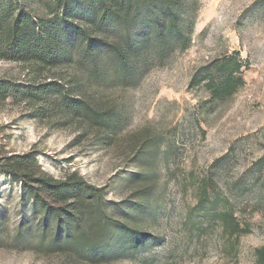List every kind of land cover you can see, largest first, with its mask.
Returning <instances> with one entry per match:
<instances>
[{"label": "rangeland", "instance_id": "obj_1", "mask_svg": "<svg viewBox=\"0 0 264 264\" xmlns=\"http://www.w3.org/2000/svg\"><path fill=\"white\" fill-rule=\"evenodd\" d=\"M24 1L35 7V0ZM178 1L186 47L181 33L167 37L164 55L153 44L141 53L138 47L130 58L135 77L95 95L98 108L117 111L113 128L90 127L61 112L36 117L11 100L0 106V159L32 152L52 179L76 171L104 188V206L115 216L128 196L125 181L138 168L136 144L156 137L162 212L151 225L155 240L143 252L98 264H257L255 252L264 247V0ZM232 55L243 84L230 98L213 101L203 79L215 61ZM25 72L24 65L0 61V78L20 81ZM50 75L68 82L72 74L58 68L36 77ZM203 178L216 187L202 211ZM223 212L246 233L230 238L217 216ZM48 228L40 233L31 202L0 171V264H88L50 250Z\"/></svg>", "mask_w": 264, "mask_h": 264}, {"label": "trees", "instance_id": "obj_2", "mask_svg": "<svg viewBox=\"0 0 264 264\" xmlns=\"http://www.w3.org/2000/svg\"><path fill=\"white\" fill-rule=\"evenodd\" d=\"M178 2L35 0V7L30 8L28 1L0 0V61L26 67L20 81L0 78V106L11 100L30 106L36 117L47 110L81 119L90 127L113 128L117 111L98 108L95 95L99 88L122 85L135 77L137 71L130 58L138 47L136 52L141 53L153 44L158 54L164 55L161 47L168 36L177 33L186 47L189 33H184L187 23L180 18ZM58 68L71 71L70 81L51 75L41 80L36 77ZM240 69L236 55L212 64L203 80L213 101L230 98L242 86ZM155 139L147 136L136 144L133 163L138 168L125 181L128 196L116 205V216L104 206V188L88 184L76 171L52 179L41 172L32 152L0 159V171L19 184L22 197L31 202L40 233L46 235L50 227V250L88 264L113 263L127 252H143L148 246L145 242L155 240L151 225L162 212L158 202L161 193H156ZM215 187L212 178L199 182L200 210L209 204ZM217 216L230 238L246 233L232 214ZM255 255L257 264H264V247Z\"/></svg>", "mask_w": 264, "mask_h": 264}]
</instances>
